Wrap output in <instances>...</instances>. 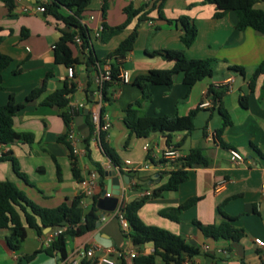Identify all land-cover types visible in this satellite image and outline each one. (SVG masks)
I'll return each mask as SVG.
<instances>
[{
	"label": "crops",
	"instance_id": "crops-1",
	"mask_svg": "<svg viewBox=\"0 0 264 264\" xmlns=\"http://www.w3.org/2000/svg\"><path fill=\"white\" fill-rule=\"evenodd\" d=\"M13 3L14 9L8 12L0 0V53L11 59L10 65L2 72L0 105L6 104L10 94L14 96L15 103H24L25 97L39 88L44 80L45 90L36 100L25 103L13 119L14 130L31 134L32 141L0 145V155L7 154L14 158L25 180L16 176L10 161H3L0 162V182H12L33 204L54 209L63 203L69 204L82 194L85 190L82 182L94 176L92 193L88 197L99 198L111 179L107 174L114 171L117 176L116 167L103 154L99 141L91 136L89 158L86 155L76 157L81 182L76 181L68 148L58 140L66 133L62 110L41 105L46 96L69 81L65 67L54 63L52 47L60 31L70 32L72 29L50 15L35 11L39 0H13ZM103 5L104 17L101 12ZM127 7L140 10V13L122 31L105 42L100 40V36H95L103 23L107 28L122 25L126 20ZM256 8L264 12V0H258ZM60 13L64 16L69 14L64 9ZM214 14V6L203 4L202 0H166L161 9H158L157 2L150 0H91L80 24L89 31L94 58L105 60L101 66L115 65V61L107 57L133 31L136 32L131 51L118 66L119 71L128 73V82L112 84L107 89L106 99L102 101L101 97L100 100L94 95L97 90L96 71L93 66L86 68L83 64L87 52L78 45L72 46V56L80 64L73 67L78 91L70 97V103L83 104V111L87 109L90 114L100 105L101 120L109 124L107 131L102 132L103 143L114 150L120 162L121 175L130 177L129 185L124 184L120 177L121 186L125 187L121 200L124 204L137 199L141 191L150 192L166 182L167 174L160 173H167L172 168L161 159L165 149H175L180 159L191 149L201 150L206 157L207 166L187 169V179L177 191L148 199L138 211L143 224L180 236L188 245L199 249L198 256L183 264H264V251L254 243L255 239L264 242L263 78H258L252 91L248 88L254 69L264 60V36L251 29L237 30L233 12L219 19H215ZM141 15L144 16L143 20L140 19ZM181 16L188 17L197 28L196 40L189 48H185L180 41L183 34L179 22ZM164 49L183 51L189 59H211L212 76L188 90L182 83V75L176 74L170 87L149 84L147 90L150 99L143 101L142 92L135 84L136 78L151 70L172 67L171 61L149 55L150 52ZM233 66L241 67L244 74L231 71ZM228 79L232 81L227 89L222 84ZM221 87H224L225 93L220 102H214L209 89L216 91ZM241 97H245L244 107L240 103ZM204 100L210 102V107L197 113L194 129L189 134H170L169 144L165 133L155 132L145 138H136L123 123L125 109L136 101L141 102L139 116L172 117L186 116ZM220 106L228 113L231 124L217 134L223 124L218 113ZM82 121L88 127L84 117ZM146 144L149 145L147 151L144 150ZM231 151L240 154L242 162L236 163ZM126 162L129 164L126 165ZM95 164L102 169L101 176L97 174ZM156 174H159L157 183L145 189L131 188L135 180L146 182ZM194 198L197 199L195 205L181 212L177 221L159 214ZM90 205V198L81 202L84 210H88ZM218 207L225 216L235 218L234 227L243 231L242 238L237 242L206 239L192 224L195 220L202 225H218L223 220ZM20 216L26 226L22 214ZM98 216V226L96 224L92 232L67 240V257L88 248L94 249L95 257L106 255L113 258L116 251H133L136 256L152 254L151 244L133 246L129 238L122 234L112 213L102 216V211L98 210ZM55 232V229H44L42 235L38 236L27 229L20 249L13 252L6 245L7 231L0 230V264H59L58 256L45 252ZM34 252L37 253L26 260ZM124 262L132 264L133 259H125ZM154 264L164 263L156 260Z\"/></svg>",
	"mask_w": 264,
	"mask_h": 264
},
{
	"label": "trees",
	"instance_id": "trees-1",
	"mask_svg": "<svg viewBox=\"0 0 264 264\" xmlns=\"http://www.w3.org/2000/svg\"><path fill=\"white\" fill-rule=\"evenodd\" d=\"M8 12L14 9L13 0H1ZM158 3V9H161L162 4L166 0H150ZM258 0H202L203 4L213 5L215 8L214 18L219 19L228 12H233L236 16L235 28L239 31L251 29L254 32L264 36V12L256 8ZM91 0H49L44 4V14L52 16L56 21L62 22L70 32L60 31V36L57 42L53 45V61L57 65L63 67H74L80 64L78 59L73 58L71 47L75 46L74 37L78 36L81 41V49L87 52L83 64L85 67L93 66L96 70L105 63L94 58L91 48V38L89 31L80 24V20L85 11V8ZM68 11V15H62L60 10ZM102 16L105 14V6H102ZM140 13V10H132L130 7L125 9V22L115 28H107L103 23L100 40L105 42L112 36L122 31L134 18ZM161 18V16H160ZM141 20L144 16L141 15ZM171 22V21H167ZM179 22L182 26L183 34L180 41L185 48H189L196 40L197 28L191 23L186 16H181ZM24 34V32H22ZM25 36V35H24ZM136 38V32L133 31L119 46L112 52L107 59H113L114 64H110L111 81L104 82L101 88L102 101L106 99L107 89L114 83H118L117 76L119 74L118 66L124 60L126 55L131 51L132 45ZM2 38L0 37V42ZM150 56H158L173 63L170 69L151 70L145 75L138 76L135 84L142 92V100L150 99V94L147 86L157 85L170 87L172 78L176 74L182 75V83L189 90L197 82L210 78L213 73V64L211 59H189L180 50H160L149 53ZM10 57L0 53V91L2 86V72L10 65ZM231 71L244 74L241 67L233 66ZM262 77L264 81V60L261 61L254 69L250 79L248 88L252 91L255 87L258 78ZM45 90V80L39 88L32 90L24 100V103L18 104L14 101V96L10 94L5 105H0V145H6L13 142L30 143L32 135L29 133H18L13 128V119L15 115L22 110L25 103L36 100ZM78 91V84L75 81V76L69 81H65L63 86L46 96L41 105L46 107H57L62 110L61 117L66 125L75 121V118L82 114V111H71L69 108L70 97ZM225 93L224 87L216 91L209 89V94L212 95L214 102H220ZM245 97H241L240 103L244 107ZM89 102V100H88ZM141 107V102L136 101L130 104L124 111L123 123L129 130L131 135L136 138H145L151 133H165L167 144H169L170 134L174 132H185L189 134L194 129V118L200 111L199 106L191 110L186 116H139L138 109ZM218 113L222 118V129L230 126L231 120L228 113L223 107L218 108ZM88 127L89 136L82 137V144L85 149V155L89 158V141L92 136L93 128L89 122L90 113L83 115ZM63 142L69 151V156L72 162V174L76 181L81 182L79 170L76 167V157L71 153V148L66 141V135L58 138ZM99 143L103 154L110 160L111 164L120 168V162L116 157L114 150L103 143V133L99 135ZM252 148L256 149L253 145ZM151 160V159H150ZM10 161L12 168L17 177L25 180V176L20 173L17 162L14 158L7 154L0 155V162ZM162 162V161H161ZM208 161L199 149H191L188 154L177 161L173 168L167 173V180L163 184L150 190L149 195L140 199H134L125 203L121 207L129 226L130 233L124 235L128 237L133 246L140 247L146 244H151L153 252L147 256H136L132 264H154L156 260H160L164 264H183L189 262L192 258L200 254L198 248H194L186 243V241L177 235H174L166 230L147 226L142 223L138 217V211L148 199L159 198L165 192H175L180 185L187 179V169L194 166H207ZM98 175H102V169L95 164ZM58 172V169H57ZM134 189H145L142 185L134 183L131 185ZM91 199V205L88 210L81 207V202L84 200L83 194L73 198L69 204L63 203L54 209H44L30 202L24 194L17 189L14 183L10 181L0 182V230H6V245L13 251L17 252L20 249L22 242L26 238L27 229L33 230L38 236L42 235V231L46 228L55 229L60 227V232L54 236L45 252L51 256H58L59 260L67 257L66 244L69 238H76L92 232L97 222L99 221L96 201L98 196L87 197ZM197 202V199H190L176 208H169L161 211L159 214L169 220L177 221L181 212L192 207ZM218 212L223 220L218 225H202L197 221H192V224L197 228L199 233L204 237L212 240H230L237 242L243 236V231L236 229L233 225L235 218L225 216L221 207H218ZM22 214L24 218L23 225L21 221ZM65 223L62 225V223ZM37 252L26 257V260L31 259ZM119 264H125L124 261H118ZM17 264H20L19 262ZM82 264H91L83 261Z\"/></svg>",
	"mask_w": 264,
	"mask_h": 264
},
{
	"label": "built area",
	"instance_id": "built-area-1",
	"mask_svg": "<svg viewBox=\"0 0 264 264\" xmlns=\"http://www.w3.org/2000/svg\"><path fill=\"white\" fill-rule=\"evenodd\" d=\"M48 1L49 0H39V4L35 7L34 10L39 12V13H44L45 12L44 4H46ZM129 1H134V0H129ZM23 10L26 11V9H23ZM101 30H102V28H100L98 30V32L95 35L96 37L100 36ZM74 42L78 46H81V44H82V41L78 36L74 37ZM97 69H98V70H96L97 90L95 91L94 95H97L99 97V99L101 100V97H102L101 88H102V85L104 82L111 81V70H110V67L108 65L100 66V67L97 66ZM74 76H75V73H74L73 67L66 68V78L68 80H71L74 78ZM117 79L120 83H123V84L127 83L128 82V73L126 71H119ZM231 81H232L231 79H228V80L224 81V83L222 85L228 89ZM208 107H210V102L207 100L202 101L199 105L200 109H204V108H208ZM69 108L71 111H82L84 108V105L78 104V103H69ZM99 111H100V105L97 107L96 110L92 111L90 114L91 124H92V128H93L92 138L95 141L96 140L99 141V135L102 132H106L108 127H109V124L107 121L101 120ZM65 135H66V141L68 142V144L71 148L72 155L74 157L85 156V149L81 145L82 136L78 132L74 121H72L68 125V127L66 128ZM148 149H149V145L146 144L144 146V150L147 151ZM230 153H231L232 159L236 163L242 162L243 158L241 157L240 154H238L235 151H231ZM161 159L163 161H165L168 165H170L171 168H173L175 163L180 158H179L178 152L175 149L167 148L164 151H162ZM128 164H129V162H126V165H128ZM143 168L146 169L147 166L144 165ZM115 169L118 172L119 177H121L122 176L121 175L122 174L121 169L119 167H116ZM94 181L95 180H94V176H93L91 180L82 182V184L85 187V190L82 193L84 196V199H86L88 196L91 195L93 185H94ZM262 190L264 192V182L262 184ZM124 191H125V187L121 186L120 187V196L118 197V199H119L118 205H117L116 210L112 214H113V217L117 220L122 234L126 236V235H128V233H130V226H129L126 218L124 217L123 212L121 211V207L124 205V203L121 202L123 195H124ZM148 195H149V192L147 190L141 191L139 193V195L137 196V199L143 198V197L148 196ZM106 196H108V194H106ZM59 232H60V230L56 231L54 233V236L56 234H58ZM51 241L52 240L48 241V245H50ZM254 243L264 251V242L263 241L255 239ZM135 257H136V253L133 251H131L130 253H125L123 251H116L115 256L113 258H110L109 256H106V255L95 257L94 249L88 248V249L78 250L74 253V255H72L70 257H66L63 260H59V264H82L83 261H89V263H91V264H116L117 261H121V260L124 261L125 259H134Z\"/></svg>",
	"mask_w": 264,
	"mask_h": 264
},
{
	"label": "water",
	"instance_id": "water-1",
	"mask_svg": "<svg viewBox=\"0 0 264 264\" xmlns=\"http://www.w3.org/2000/svg\"><path fill=\"white\" fill-rule=\"evenodd\" d=\"M88 110L85 109L81 115L77 116L75 118V126L78 130V132L81 134L83 138H86L89 136V128L83 123V115L87 114ZM111 179L108 181L107 186L105 190L101 193V196L96 201V208L100 211H102V216H104L106 213H113L118 205V197L120 196V187H121V181L120 177L113 171L109 174H107ZM113 177V178H112ZM122 181L124 184H129L130 177L128 175L122 176ZM159 181V174L154 175L149 179V181H141V180H135L136 183L139 185H142L143 187H149L152 184H155ZM108 194V196H106ZM65 223L63 222L62 225ZM98 226V223H97ZM51 228H46L45 230H50ZM56 231L60 230V227L55 228Z\"/></svg>",
	"mask_w": 264,
	"mask_h": 264
}]
</instances>
